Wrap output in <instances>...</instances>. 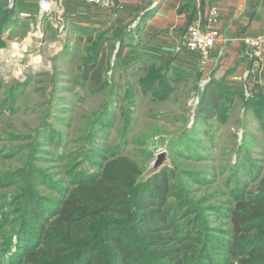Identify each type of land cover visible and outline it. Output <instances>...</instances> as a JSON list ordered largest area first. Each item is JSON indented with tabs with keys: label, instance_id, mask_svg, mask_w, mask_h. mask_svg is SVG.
<instances>
[{
	"label": "trees",
	"instance_id": "trees-1",
	"mask_svg": "<svg viewBox=\"0 0 264 264\" xmlns=\"http://www.w3.org/2000/svg\"><path fill=\"white\" fill-rule=\"evenodd\" d=\"M153 3L146 0L120 25L90 29L96 35L77 67L78 82L93 94L105 95V101L88 125L82 149L57 156L55 170L62 168L57 174L35 165L42 160L38 156L44 133L50 131L47 119L31 137L32 147L15 153L34 165L9 171L0 179V264H264V167L252 157V150L244 153L245 144L235 150L236 162L226 168L212 165L214 149L205 148L200 139L191 145L186 141L189 134L172 138L167 146L173 160L192 159L202 168H167L149 180L143 178L142 162L122 154L135 120L134 102L127 100L135 95L119 97L109 86L113 58V71L132 59L147 60L150 67L140 81L146 94L157 96L163 90L160 96L165 97L171 89L169 81L158 85L165 80L157 65L164 54L141 41L145 25L157 14ZM19 4L13 10L0 6V48L6 45L8 31L17 34L28 27L15 21L21 15L18 11L28 10ZM26 14L34 19L37 13ZM178 14L187 20L178 31L180 38L198 16L195 0H181ZM134 24L139 41L131 35ZM84 32L80 41L89 30ZM47 75L42 76L49 84L52 78ZM228 76L210 78L201 94L198 122L224 117L236 99L244 98V86L230 84ZM23 90L21 85L13 89L1 103L0 114L17 112L14 106ZM242 106L246 119L256 117L264 130V91L254 92L248 102L243 99ZM116 111L124 122L122 135L117 132L121 140L99 149L105 143L97 144V139L115 127ZM245 138L255 149L264 148V138L247 133ZM12 183L15 195L7 200L5 191Z\"/></svg>",
	"mask_w": 264,
	"mask_h": 264
},
{
	"label": "rangeland",
	"instance_id": "rangeland-1",
	"mask_svg": "<svg viewBox=\"0 0 264 264\" xmlns=\"http://www.w3.org/2000/svg\"><path fill=\"white\" fill-rule=\"evenodd\" d=\"M155 5L156 3L152 8L156 7ZM116 16L113 15L112 21L114 19L117 21ZM161 21L163 19L159 18L156 23ZM38 24L39 22L34 23L33 27L22 29L19 35L16 34L17 39H4L6 45L0 48V105L15 87L18 85L25 87V90L18 94L17 104L14 106L17 112L5 111L0 114V179L9 171L34 165L23 161L15 153L20 149L32 147L31 137L41 130L40 127L47 119L50 121L48 125L50 131L44 133L41 143L43 152L38 156L42 160H37L38 164L35 162V165L42 168L50 167V171L57 174L58 170L62 169L55 170L59 167L58 162L55 161L58 159L57 156L75 152L82 145L93 115L98 113L105 101V95L93 94L78 82L77 67L84 59L89 40L94 39L96 35L93 30V35L91 34L90 29L93 25L81 28L80 31L83 33L89 30L91 36L88 37V33L84 34L83 40L80 41L81 32L75 34L74 27L69 22H66L62 32L59 30L61 27L57 25V28L54 21H45L39 28ZM158 26L145 25L141 41L143 45L150 42L149 46H156L165 55L157 54L160 56L159 59L163 56L157 65L162 67V74L165 76V80H161L158 85L162 82H170L171 89L167 96H160L163 90L158 91L157 96H153L150 93L146 94L142 89L143 84H140V81L146 78V69L149 66L147 60L137 62L132 59L121 70L113 71L115 60L113 58L111 69L107 74L109 86L114 87L119 97L120 95L126 97L130 93L135 95L132 100H127L134 102L135 120L127 134L128 139L122 154L130 155L142 162L145 166L143 178L148 180L159 175L158 173L149 176V173L152 172L160 153H166L164 169L199 170L202 166L192 159L174 161L167 146L172 138L189 134L186 138L187 143L195 145L197 139H200L205 148L214 149L213 161H210L213 166L220 167L223 164L227 168L233 165L237 159L235 150L245 144L244 153L252 150V157L264 167V148L255 149L256 146L245 138L246 133L248 136L254 134L259 139L264 138V130L260 129L261 124L256 117H250L248 121L242 109V100L248 102L252 98L247 99L244 92V98L236 99V103L224 117L220 114V117L208 123L204 120L198 122L196 114L200 106L201 94L210 83L213 68L210 73L207 70L203 73L200 70L198 55L181 48L183 36L179 38L178 32L173 35L175 41H170L172 37L163 34L164 30L160 31ZM135 27V24L131 26V35L139 41L140 36L137 35ZM9 40L16 43L19 48L13 49ZM55 46L57 48H54ZM116 47H119V43ZM55 49H59V52L56 53ZM126 53L124 51V55H127ZM44 73L49 74L48 79L52 78L49 84L42 76ZM53 78H55L54 83ZM43 94L46 96L44 97ZM115 105L118 109L119 100ZM116 115L118 119L115 127L110 133L102 132L98 137L97 144L105 143L102 144L103 146H98L99 149L115 145L121 140L117 132L120 130L119 133L122 135L124 122L119 118L117 111ZM46 157L50 160H43ZM188 186L191 187L192 184ZM10 188L5 191L7 200L14 198L13 188H16V185L13 184ZM217 188L222 189L223 186ZM11 218L13 219V216ZM1 223H3L2 227H5L7 222ZM213 225H218V222Z\"/></svg>",
	"mask_w": 264,
	"mask_h": 264
},
{
	"label": "crops",
	"instance_id": "crops-1",
	"mask_svg": "<svg viewBox=\"0 0 264 264\" xmlns=\"http://www.w3.org/2000/svg\"><path fill=\"white\" fill-rule=\"evenodd\" d=\"M57 1H62L61 10L63 11L64 20L74 27L73 32L76 34L80 33L81 28H86L87 25H93L92 28L96 29L102 26L120 25L130 19L131 15L137 11L139 5L146 0H117L119 9L113 13V15H117V21L116 19L112 21L113 15L86 4L84 0ZM17 2L20 3L19 6L28 9L18 11L21 12V15L20 17H15V21L18 19L17 25L26 23L28 25L27 28H29L33 27L34 23L37 24L39 22L37 25L39 28L45 21L50 22L49 19H41L38 0H17ZM155 3H157V14L148 24L159 25V30H164L163 34L170 35L172 38L169 40L173 41V35L177 34L187 21L185 15L178 14L181 0H154L153 4ZM7 4L8 0H0V6H5V9ZM195 5L198 11L195 21L200 19L204 28L209 23L210 9L212 7L220 9L217 25L220 31V38L218 46L214 50L215 52L213 51L211 60L208 63L207 72L209 71L210 73L213 68L211 72L216 78L229 75L227 80L230 84L243 86V77L249 72V80L246 83L255 92L264 91L263 87L257 84L260 81L264 82V53L261 58L255 56L254 50L249 48L244 41L248 38L264 36V0H195ZM32 11L37 13L34 19H31L29 14H26ZM159 18L163 19V21L156 23ZM12 33V31H8L4 39H14L16 34ZM16 33L19 35L21 31ZM227 65L228 67H226Z\"/></svg>",
	"mask_w": 264,
	"mask_h": 264
},
{
	"label": "built area",
	"instance_id": "built-area-1",
	"mask_svg": "<svg viewBox=\"0 0 264 264\" xmlns=\"http://www.w3.org/2000/svg\"><path fill=\"white\" fill-rule=\"evenodd\" d=\"M17 0H8L7 9H15ZM86 4L102 10L104 13L112 14L119 8L117 0H84ZM40 6V17L49 19L56 23V27L60 26V32L63 31L66 21L64 20L62 1L57 0H38ZM157 6V3L156 5ZM220 17V9L212 7L209 14V23L206 28L199 19L195 21L185 32L182 37L181 48L186 49L190 53L198 55L200 70L204 73L207 70L208 63L211 60L213 51L218 46L220 31L217 27ZM58 25V26H57ZM9 39V38H8ZM246 45L254 50V55L261 58L264 53V36H257L244 40ZM11 42L12 47L14 43ZM58 43H56L57 46ZM54 48H57V47ZM14 49V48H13ZM62 49V48H61ZM56 53L59 49H55ZM250 73H246L243 77L244 90L247 99L253 98L255 90L246 82L249 80ZM257 84L264 89V82L260 81Z\"/></svg>",
	"mask_w": 264,
	"mask_h": 264
},
{
	"label": "water",
	"instance_id": "water-1",
	"mask_svg": "<svg viewBox=\"0 0 264 264\" xmlns=\"http://www.w3.org/2000/svg\"><path fill=\"white\" fill-rule=\"evenodd\" d=\"M166 161V153H160L158 155L157 162L154 163L152 172L149 173V176H153L155 174L160 173L165 168Z\"/></svg>",
	"mask_w": 264,
	"mask_h": 264
},
{
	"label": "bare ground",
	"instance_id": "bare-ground-1",
	"mask_svg": "<svg viewBox=\"0 0 264 264\" xmlns=\"http://www.w3.org/2000/svg\"><path fill=\"white\" fill-rule=\"evenodd\" d=\"M13 48H14L15 50H17V49L19 48V46H18L16 43H14ZM12 53H13V52H12Z\"/></svg>",
	"mask_w": 264,
	"mask_h": 264
}]
</instances>
